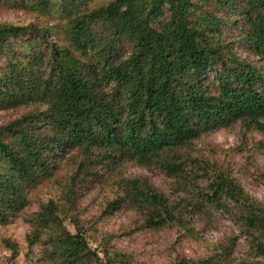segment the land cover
<instances>
[{
    "label": "trees",
    "instance_id": "1",
    "mask_svg": "<svg viewBox=\"0 0 264 264\" xmlns=\"http://www.w3.org/2000/svg\"><path fill=\"white\" fill-rule=\"evenodd\" d=\"M0 1L52 21L0 23V108L26 109L0 126V226L69 150L88 155L78 182L105 160L157 164L186 181L173 151L238 122L264 133V0H111L94 9L86 0ZM124 197L152 230L175 223L189 231L185 216L206 204L264 254V208L230 177L216 175L193 203H171L140 180L125 183ZM60 213L49 200L27 220L29 246L48 232L51 264H125L106 251L100 258ZM224 253L177 264H222Z\"/></svg>",
    "mask_w": 264,
    "mask_h": 264
},
{
    "label": "rangeland",
    "instance_id": "2",
    "mask_svg": "<svg viewBox=\"0 0 264 264\" xmlns=\"http://www.w3.org/2000/svg\"><path fill=\"white\" fill-rule=\"evenodd\" d=\"M109 1L86 0L90 9ZM34 22L52 21L0 1V23ZM237 52L245 56L239 47ZM25 111V108H0V126L19 118ZM172 153L184 160L186 181L167 176L157 164L139 166L130 161L105 160L91 166L92 174L84 182H78L74 180L77 163L87 161L88 155L79 149L69 150L58 160L53 175L26 193L27 203L22 210L0 226V264H51L43 257L48 232L32 246L27 241L31 232L27 220L49 200L60 208L59 218L64 228L72 234L78 228L100 258L106 251L111 257L119 255L125 264H177L199 262L224 250L222 264H264V254H257L251 240L213 207L205 204V210L199 214L185 216L189 231L175 223L152 230L144 226L143 214L124 197L125 183L140 180L163 193L171 203L181 199L193 203L197 192L205 190L208 181L221 174L234 179L264 208V133L238 122L203 134L189 146ZM202 168L207 169V175L200 171ZM69 190L74 192L72 204L66 203ZM116 202L117 207L112 209L109 205ZM261 242L264 244V240Z\"/></svg>",
    "mask_w": 264,
    "mask_h": 264
}]
</instances>
